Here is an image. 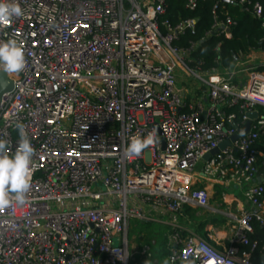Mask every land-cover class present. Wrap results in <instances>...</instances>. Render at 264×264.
I'll use <instances>...</instances> for the list:
<instances>
[{
  "label": "built area",
  "instance_id": "1",
  "mask_svg": "<svg viewBox=\"0 0 264 264\" xmlns=\"http://www.w3.org/2000/svg\"><path fill=\"white\" fill-rule=\"evenodd\" d=\"M17 2L23 15L0 25V40L18 41L25 68L8 74L0 139L14 150L22 123L35 152L28 203L0 209V264H138L153 251L129 242V221L155 213L170 225L164 264H254L250 236L255 222L264 226V69L191 66L196 44L175 42L196 19L161 21L167 0ZM263 3L214 0L209 34L231 37L229 6L264 28ZM251 111L249 132L204 160ZM153 132L140 156L126 154L131 137ZM205 183L246 184L249 208L218 228L223 239L212 223L206 237L183 234L186 207H209Z\"/></svg>",
  "mask_w": 264,
  "mask_h": 264
},
{
  "label": "trees",
  "instance_id": "2",
  "mask_svg": "<svg viewBox=\"0 0 264 264\" xmlns=\"http://www.w3.org/2000/svg\"><path fill=\"white\" fill-rule=\"evenodd\" d=\"M213 2L214 0H199L196 9L190 10L187 7V0H167L168 8L160 18L161 21L168 20L172 25H177L187 19H196L194 32L186 31L175 44L187 47L194 42L196 50L192 54L193 60L190 64L198 66L204 72L220 66L230 68L235 63V58L246 55L250 50H264L262 21L240 12L237 6H229L230 13L237 20L231 37L210 35L209 32L213 25ZM190 209L189 206L186 207V211ZM254 227L255 232L250 239L251 242L255 241L257 246L252 252V261L254 264H264V226L255 222Z\"/></svg>",
  "mask_w": 264,
  "mask_h": 264
},
{
  "label": "clouds",
  "instance_id": "3",
  "mask_svg": "<svg viewBox=\"0 0 264 264\" xmlns=\"http://www.w3.org/2000/svg\"><path fill=\"white\" fill-rule=\"evenodd\" d=\"M23 15L17 0H0V25L6 26L13 18ZM25 68V52L15 39L0 40V71L19 74ZM18 142L14 150L5 139H0V209H8L28 203L26 194L30 189V170L35 149L22 123H17ZM156 140L149 133L141 138L133 136L125 149L126 154L140 156Z\"/></svg>",
  "mask_w": 264,
  "mask_h": 264
},
{
  "label": "crops",
  "instance_id": "4",
  "mask_svg": "<svg viewBox=\"0 0 264 264\" xmlns=\"http://www.w3.org/2000/svg\"><path fill=\"white\" fill-rule=\"evenodd\" d=\"M233 64L232 67L238 65H248V66H257L261 69H264V50H250L246 55H242L238 57ZM238 64V65H236ZM230 67V68H232ZM264 108H260L259 112H263ZM205 160V159H204ZM201 167V164L198 165V168ZM264 166L260 168L261 179L264 182ZM205 186L209 189V193L211 196L209 207L206 209H195L191 208L188 211H185V215L180 221L182 226L186 228V231L183 233L184 235L190 233H196L200 236L206 237V232L208 226L211 224L213 228H215L216 233L218 232V236L220 239H223L224 234L218 230L222 225L227 224L230 220V215H238L240 210L249 208L244 195L243 189L246 187V184L242 186H230V187H222L220 184H200L199 186ZM225 191L226 196L222 197V192ZM219 192H221V196H219ZM202 212H206L203 217L201 215ZM153 220L161 223L162 225L168 227V231H170V225L168 224V216H160V214L155 213ZM159 216V218H158ZM218 238V239H219ZM213 244L216 245L214 241L211 240ZM226 241H219V244H225ZM152 248L153 252L162 251V248L156 244V241H153V244H149ZM166 250V244L164 248Z\"/></svg>",
  "mask_w": 264,
  "mask_h": 264
},
{
  "label": "rangeland",
  "instance_id": "5",
  "mask_svg": "<svg viewBox=\"0 0 264 264\" xmlns=\"http://www.w3.org/2000/svg\"><path fill=\"white\" fill-rule=\"evenodd\" d=\"M199 85V80L195 78L194 80ZM206 212L201 211V215H204ZM168 227L162 225L157 221H147L141 219H131L129 221L128 227V239L129 242H134V244L140 248L144 244H153V241H156V244L162 248V251L153 252L151 259L142 258L137 256L138 264H164L167 255V249H163L164 245L167 242V233ZM117 242V240H115Z\"/></svg>",
  "mask_w": 264,
  "mask_h": 264
},
{
  "label": "water",
  "instance_id": "6",
  "mask_svg": "<svg viewBox=\"0 0 264 264\" xmlns=\"http://www.w3.org/2000/svg\"><path fill=\"white\" fill-rule=\"evenodd\" d=\"M223 1L230 2V0H223ZM236 59L237 58H235L234 61ZM12 89H13V81L10 79L8 73L0 71V103H1L2 96L6 92L11 91ZM247 115H248V120L245 122V124L241 128H238V131L235 134H233L229 140L221 142L217 148L212 150L210 153L206 154L204 156L205 160H208L211 156L218 154L221 150L229 146L232 141L237 140L240 136H243L249 132L250 127H251V122L253 119L257 118L258 112L251 111V112H248Z\"/></svg>",
  "mask_w": 264,
  "mask_h": 264
}]
</instances>
